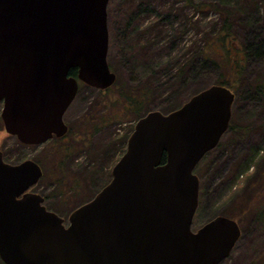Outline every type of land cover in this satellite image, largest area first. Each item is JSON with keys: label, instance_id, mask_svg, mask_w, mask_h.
<instances>
[{"label": "water", "instance_id": "95a60500", "mask_svg": "<svg viewBox=\"0 0 264 264\" xmlns=\"http://www.w3.org/2000/svg\"><path fill=\"white\" fill-rule=\"evenodd\" d=\"M112 0H0V105L5 132L41 147L68 133L64 117L79 83L114 86L108 63ZM78 70V78L70 77ZM236 95L221 86L176 110L140 120L112 180L69 218L28 191L43 171L11 165L0 151V260L4 264H222L242 237L216 217L192 230L199 210L195 173L229 132ZM166 157V164L163 159Z\"/></svg>", "mask_w": 264, "mask_h": 264}, {"label": "rangeland", "instance_id": "374dc122", "mask_svg": "<svg viewBox=\"0 0 264 264\" xmlns=\"http://www.w3.org/2000/svg\"><path fill=\"white\" fill-rule=\"evenodd\" d=\"M193 2V6L176 0H112L109 4L112 30L108 63L120 83L129 88H141L150 82L149 113L176 112L172 110L217 84L221 70L206 63L201 52L219 36L222 10L234 14L233 35L237 41L250 46L248 73L264 81V0ZM215 51L221 53L220 49ZM232 57L233 61L241 59L238 52L218 59L225 62ZM80 87L65 121L76 131L79 126L86 131L101 123L113 108L100 104L97 89L83 84ZM2 109L0 105V129L4 130ZM232 114L233 125L241 127L242 132H227L219 147L195 171L201 187L192 230L200 231L216 217L233 219L240 223L242 237L222 264H264V100L257 94H246L235 101ZM138 122L132 116L110 123L90 140L81 137L71 142L70 136L68 145L77 148L63 171L57 168L63 160L49 151L51 144L40 148L21 146L4 130L0 134V151L11 165L30 160L43 162L45 176L33 191L57 198L49 206L55 204L53 213H60L68 222L74 211L110 184L111 172L124 156L128 145L125 141ZM61 198L68 208L59 205ZM245 204L253 208L240 217ZM0 264L4 263L0 260Z\"/></svg>", "mask_w": 264, "mask_h": 264}, {"label": "trees", "instance_id": "16d2710c", "mask_svg": "<svg viewBox=\"0 0 264 264\" xmlns=\"http://www.w3.org/2000/svg\"><path fill=\"white\" fill-rule=\"evenodd\" d=\"M177 2L184 3L187 6H193L194 0H176ZM197 9H200L199 6H197ZM109 10V9H108ZM222 15V28L219 36L212 42H209V44L206 46L205 50L201 52L202 59L209 63L211 62L213 65H215L218 69L221 70L220 78L215 86H223L227 89H229L231 92H234L236 95V100L239 98L244 97V95L249 94H257L264 100V81H261L260 79H253L251 78V75L248 73L247 63L249 59V52L250 46L246 45L245 42H238L235 38V35H233V29L235 27L234 23V17L232 12L228 11H221ZM108 29L112 30L110 24H108ZM118 37V36H117ZM121 37V36H120ZM212 49H220L221 53H217L216 51ZM238 52L241 55L240 60L233 61L232 59L228 58L227 61H223L218 59V56H222L223 54H226L227 56H230L232 53ZM212 55H215L217 57V62L211 57ZM213 56V57H215ZM224 59V58H223ZM233 62L234 64H230ZM111 66V65H110ZM111 70L116 74L114 71V67L111 66ZM171 70V69H170ZM180 71L183 72L181 69ZM181 72V73H182ZM184 73V72H183ZM117 78H118V74ZM70 77L78 78V70H72L69 74ZM151 86L150 82H145L144 85L140 88H134V87H128L126 85H123L120 83L119 78L117 79V82L115 83V86H113L110 89H107V91H99V98L100 104H103V107H110L113 108L112 112L109 113L107 117L103 119L101 123H97L96 125H92L90 129H82L81 126H79V131L75 129H70L69 135L71 136V142L75 140V137H82L84 139L87 138V140H90L94 135H97V133L102 130L106 125L110 123H119L123 119H127L130 117H135L139 121L142 120L144 116L149 114L148 105L150 103V91L149 87ZM235 103V102H234ZM178 110V107L175 108ZM180 109V108H179ZM171 113V112H170ZM230 133H240L242 132V128L233 125L231 122L230 125ZM4 132L3 128L0 129V134ZM134 132V130L132 131ZM132 134V133H131ZM128 139H126V144H128ZM17 143L21 146H23L19 141ZM51 150L50 153L54 154L53 156L56 158H60V166H55L59 170H64L66 166V162L69 160L70 155L72 152H74L77 148L75 146L74 148L70 145L64 144L61 145L59 143V140H55V142L50 143ZM125 152V151H124ZM125 154V153H124ZM4 156V153H3ZM166 162V157L163 159V163ZM41 168H43V177L45 176L46 169L43 167L42 163L40 161L36 162ZM166 164V163H165ZM199 167V166H198ZM56 169V168H55ZM57 172V170L55 171ZM42 177V178H43ZM42 180V179H41ZM53 196V195H52ZM50 195H47V197H51ZM66 200H63L62 198L59 199V205H62L65 203ZM248 203V201H247ZM64 205V204H63ZM253 208L250 204H245L243 209H246L244 211H241L240 217L243 215V213H248L251 208ZM249 209V210H248ZM57 213H59L57 211ZM60 214V213H59ZM61 215V214H60Z\"/></svg>", "mask_w": 264, "mask_h": 264}, {"label": "flooded vegetation", "instance_id": "af4514ba", "mask_svg": "<svg viewBox=\"0 0 264 264\" xmlns=\"http://www.w3.org/2000/svg\"><path fill=\"white\" fill-rule=\"evenodd\" d=\"M119 38L122 39L123 37L121 36V37H119ZM80 85H82V84L79 83V86H78V87H79V92H80V88H81ZM84 85H85V84H84ZM84 85H83V86H84ZM88 87H89V86H88ZM90 88H91V87H90ZM92 89H93V88H92ZM94 90H95V89H94ZM98 91H99V90H98ZM79 92H78V94H79ZM78 94H77V96H78ZM77 96H76V97H77ZM76 99H77V98H76ZM73 103H74V102H73ZM68 112H69V111H68ZM68 112H67V113H68ZM67 113H66V115H67ZM66 115H65V117H66ZM65 117H64V122H65L66 125H67V128H68V132H67V133H68V134H67L66 136H64L63 138H61V139L54 137V138L52 139V141H50V142H48V143H46V144H50V143H52V142H55V140H59V143H61V145H64V144H67V145H68L67 140H68V138H70L69 131H70L71 127L69 126V123L65 121ZM13 138H14V137H13ZM78 138H80V137L76 136L74 142H75V141L77 142ZM15 139H16V138H15ZM46 144H44V145H46ZM44 145H43V146H44ZM30 147H33V146H29V148H30ZM33 148H40V147H33ZM39 167H40V166H39ZM40 168H41V167H40ZM41 169H42V171H43V168H41ZM112 171H113V170H112ZM43 174H44V172H43ZM42 177H43V176H42ZM111 177H112V172H111ZM41 179H42V178H41ZM41 181H42V180H41ZM41 181H40V182H41ZM34 188H35V186H34L33 188H31L30 191H28L29 194L33 193V194H36V195L40 196L42 199H44V206L46 207V209H47L49 212H52V213H53V207H54L55 204H51L50 206H49V204L52 203V202H50V201H55L56 199H52L51 197H47V195H43V196H42L41 194H39V193L33 191ZM94 198H95V197H94ZM94 198H93V199H94ZM93 199H91L90 202H92ZM90 202H89V203H90ZM89 203H88V204H89ZM85 205H87V204H85ZM85 205H82V206H80L79 208H81V207H83V206H85ZM61 207H62L63 209L68 208L67 205H63V204L61 205ZM54 208H55V207H54ZM79 208H78V209H79ZM78 209H77V210H78ZM77 210H76V211H77ZM74 212H75V211H74ZM74 212H73V213H74ZM73 213H72V214H73ZM57 215H59V214H57ZM65 224H66V227L69 226V221H68V222L65 221Z\"/></svg>", "mask_w": 264, "mask_h": 264}, {"label": "bare ground", "instance_id": "6f19581e", "mask_svg": "<svg viewBox=\"0 0 264 264\" xmlns=\"http://www.w3.org/2000/svg\"><path fill=\"white\" fill-rule=\"evenodd\" d=\"M234 93V92H233ZM235 94V93H234ZM230 130V129H229ZM217 149V148H216ZM233 220V219H232ZM235 221V220H234ZM237 223H239V222H237ZM239 225H240V223H239ZM241 228V227H240ZM242 229V228H241Z\"/></svg>", "mask_w": 264, "mask_h": 264}]
</instances>
